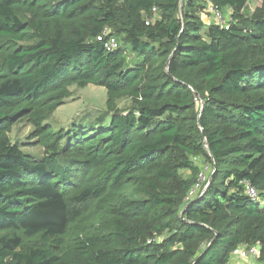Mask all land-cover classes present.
Segmentation results:
<instances>
[{
	"label": "trees",
	"instance_id": "trees-1",
	"mask_svg": "<svg viewBox=\"0 0 264 264\" xmlns=\"http://www.w3.org/2000/svg\"><path fill=\"white\" fill-rule=\"evenodd\" d=\"M198 1L0 0V264H229L239 244L264 264V0H211L228 28ZM89 84L108 120L47 125ZM23 119L39 158L9 139Z\"/></svg>",
	"mask_w": 264,
	"mask_h": 264
},
{
	"label": "rangeland",
	"instance_id": "rangeland-1",
	"mask_svg": "<svg viewBox=\"0 0 264 264\" xmlns=\"http://www.w3.org/2000/svg\"><path fill=\"white\" fill-rule=\"evenodd\" d=\"M261 2L262 0H247L246 7L243 9L242 13L245 16H251L255 9L261 6ZM197 4L195 11L200 18L207 24L214 22L213 15L215 12L213 9L216 7L212 4V1L199 0ZM219 11L225 19L230 16V9L228 8H222ZM159 17L160 14L156 12L151 23L154 24ZM119 40V42H122L120 38ZM69 91L71 95L45 120L47 125L54 131L66 129L74 118L92 121L105 116L108 120L109 109L107 107V94L103 87L90 84L85 87L71 86ZM131 105H133V102L129 98L122 97L116 100L115 109L125 111ZM8 136L12 143L18 144L23 153L35 158L42 156L43 147L39 143L38 137L34 134L33 125L28 120H18L14 123ZM200 162L201 161L197 160L196 163L200 164ZM204 169L206 168L204 167ZM181 174L186 178V176L189 175V171L184 170ZM200 180L203 179L200 178ZM200 183L203 185L204 181ZM107 225L108 224L104 225L102 223L99 225L102 234L110 232L109 230H111V228ZM231 263L236 264L234 262H230L229 264ZM254 264H261L259 258L254 261Z\"/></svg>",
	"mask_w": 264,
	"mask_h": 264
},
{
	"label": "built area",
	"instance_id": "built-area-1",
	"mask_svg": "<svg viewBox=\"0 0 264 264\" xmlns=\"http://www.w3.org/2000/svg\"><path fill=\"white\" fill-rule=\"evenodd\" d=\"M214 13V22L218 23L220 26L224 28H228V23L231 20V17L224 18L221 12L215 8L213 9ZM152 13H156V9L152 8ZM153 20V17L146 18V24H149ZM108 34L107 29H103L100 34L96 36V39L99 41L104 42V46L107 50L114 49L119 45L118 40L115 37H107ZM205 168L208 170V166H205ZM205 172H202L198 177V182L195 184L190 191L188 192L187 199L194 196L195 193L200 189L201 183L205 181ZM203 179V180H200ZM244 191L245 193L250 197H257V191L255 188L251 185V183L247 180L243 181ZM260 252V245L259 244H239L236 246L231 254L230 262H235L236 264H254V261L258 258Z\"/></svg>",
	"mask_w": 264,
	"mask_h": 264
},
{
	"label": "water",
	"instance_id": "water-1",
	"mask_svg": "<svg viewBox=\"0 0 264 264\" xmlns=\"http://www.w3.org/2000/svg\"><path fill=\"white\" fill-rule=\"evenodd\" d=\"M182 2H183V0H180V9H181V4H182ZM213 171V170H212ZM211 174H212V172H211Z\"/></svg>",
	"mask_w": 264,
	"mask_h": 264
},
{
	"label": "crops",
	"instance_id": "crops-1",
	"mask_svg": "<svg viewBox=\"0 0 264 264\" xmlns=\"http://www.w3.org/2000/svg\"><path fill=\"white\" fill-rule=\"evenodd\" d=\"M235 263V262H234ZM232 264V263H231Z\"/></svg>",
	"mask_w": 264,
	"mask_h": 264
}]
</instances>
